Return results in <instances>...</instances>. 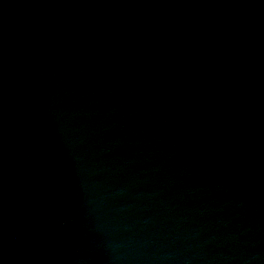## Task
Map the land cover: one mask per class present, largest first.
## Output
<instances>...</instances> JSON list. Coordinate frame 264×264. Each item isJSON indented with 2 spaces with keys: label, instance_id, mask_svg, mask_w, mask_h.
Instances as JSON below:
<instances>
[{
  "label": "water",
  "instance_id": "obj_1",
  "mask_svg": "<svg viewBox=\"0 0 264 264\" xmlns=\"http://www.w3.org/2000/svg\"><path fill=\"white\" fill-rule=\"evenodd\" d=\"M0 264H264V0H0Z\"/></svg>",
  "mask_w": 264,
  "mask_h": 264
}]
</instances>
